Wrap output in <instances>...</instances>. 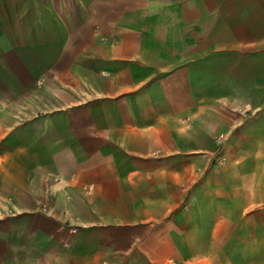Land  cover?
<instances>
[{"label": "crops", "instance_id": "obj_1", "mask_svg": "<svg viewBox=\"0 0 264 264\" xmlns=\"http://www.w3.org/2000/svg\"><path fill=\"white\" fill-rule=\"evenodd\" d=\"M50 172L62 178L49 186ZM6 174L1 196L27 213L0 224V264L257 253L264 0H0Z\"/></svg>", "mask_w": 264, "mask_h": 264}, {"label": "rangeland", "instance_id": "obj_2", "mask_svg": "<svg viewBox=\"0 0 264 264\" xmlns=\"http://www.w3.org/2000/svg\"><path fill=\"white\" fill-rule=\"evenodd\" d=\"M41 84H42V79H35L33 82V86L35 89L34 93V103L35 104V109L36 115L35 117H39L41 114L40 106L42 102V94H41ZM38 124V122L36 123ZM40 126V125H39ZM30 175H25L24 177H28ZM10 175L6 174V178L4 175H0V181L6 180L5 182H0V188L5 185L7 181H9ZM62 178V175L56 173V172H50L47 173L43 180L47 185H52L57 182H59ZM69 178V177H68ZM24 186L26 187L28 184L31 183V181L25 179L23 182ZM4 191V188L0 191L2 193ZM44 191V190H43ZM52 190L48 189L44 193L45 195H42L43 199L48 200L53 194ZM10 196L7 195H2L0 194V224H4L7 226L6 231H9V227L11 223L9 222V219L12 215H26L27 209L26 207H23L22 209L19 206L14 205L11 200L9 199ZM65 207V208H64ZM62 210L60 211V219L63 225H65L66 229H71V231L74 228L73 224V219H72V214L69 212L68 205L67 203H63L62 205ZM37 213L38 212H43V213H48V214H57L56 212H53L46 206L40 205L37 208ZM9 241V233H1L0 232V245H3L4 242ZM262 242V245H259L258 252L257 253H250V252H239L237 251L239 248L233 247L230 248L231 251L229 252H224V253H215V254H208V255H194V259L191 261H183L182 264H264V237L259 238V243ZM202 258H207L209 261H202ZM168 264H173L172 262H169Z\"/></svg>", "mask_w": 264, "mask_h": 264}, {"label": "built area", "instance_id": "obj_3", "mask_svg": "<svg viewBox=\"0 0 264 264\" xmlns=\"http://www.w3.org/2000/svg\"><path fill=\"white\" fill-rule=\"evenodd\" d=\"M222 139V134H217L215 137H214V144L215 145H218L220 143Z\"/></svg>", "mask_w": 264, "mask_h": 264}]
</instances>
